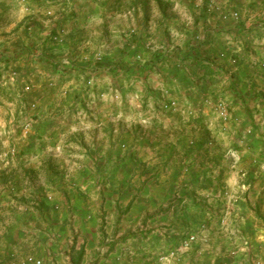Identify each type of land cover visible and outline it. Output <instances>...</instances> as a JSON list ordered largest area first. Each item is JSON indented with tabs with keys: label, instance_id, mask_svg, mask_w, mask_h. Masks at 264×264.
I'll use <instances>...</instances> for the list:
<instances>
[{
	"label": "crops",
	"instance_id": "obj_1",
	"mask_svg": "<svg viewBox=\"0 0 264 264\" xmlns=\"http://www.w3.org/2000/svg\"><path fill=\"white\" fill-rule=\"evenodd\" d=\"M40 1L0 92L71 141L41 224L0 189V264H264V0Z\"/></svg>",
	"mask_w": 264,
	"mask_h": 264
},
{
	"label": "rangeland",
	"instance_id": "obj_2",
	"mask_svg": "<svg viewBox=\"0 0 264 264\" xmlns=\"http://www.w3.org/2000/svg\"><path fill=\"white\" fill-rule=\"evenodd\" d=\"M39 1L40 0H0V38L5 39L9 34H14V38L18 40H22L23 38L28 39L32 37L37 30L43 27V32H49L50 29L53 28L51 25L52 22L47 24L45 19H42L43 23L35 20L37 17L45 16L43 15L45 14L43 10L40 11L43 13L42 15H33L39 8L35 7ZM40 2L43 3L42 1ZM43 7L46 9L47 6ZM10 28H12L13 31H10ZM30 28L34 31H31V35L28 37V35L24 34V31H28ZM23 49L24 52H28V54L32 56H35L36 53L40 51V49L35 46L30 47L29 45L23 47ZM107 66L108 65L99 66V70L106 71L108 69ZM17 95L5 91L0 92V99H2L0 100V129L2 130L4 128L6 130L5 135H0V163L1 161H8L9 165L14 164V166L10 168L7 167L9 168L6 177L7 180L0 178V189H4L6 193L10 192L9 197H11L8 203H11L15 208L29 206L32 213L36 214L35 216L32 215V220H34L36 224H41L38 214L41 208L40 204H43V201H40V199L46 198L45 196L50 194L47 189L51 187L54 189V186H48L46 184L45 180L48 181L49 179L46 173L42 172L41 167L43 166H39V164L42 159L57 160L61 158L64 153L62 151H57L55 145L60 142L65 143V141L69 142L71 140L70 137L69 139L66 137L65 139H60L59 136L54 135L51 124L55 122L58 127L62 124L61 121L51 120V116L44 119L41 134L33 133L30 123L28 122L31 116L28 115V110L26 106H24L21 97L19 98ZM19 95H22V93L20 92ZM113 99L116 101L118 98L115 96ZM114 103H112L111 107L116 111L118 108ZM19 112L21 114H19ZM55 113L57 114V112H54V114ZM33 116L36 115L33 114ZM26 127L27 129L25 130ZM26 134L29 135L27 136ZM24 163L27 165L29 163L32 164L29 170L30 177L27 176V169L22 167ZM56 168L58 167H54V170H51V167H49V172L56 174ZM5 185H7V189L4 188Z\"/></svg>",
	"mask_w": 264,
	"mask_h": 264
},
{
	"label": "built area",
	"instance_id": "obj_3",
	"mask_svg": "<svg viewBox=\"0 0 264 264\" xmlns=\"http://www.w3.org/2000/svg\"><path fill=\"white\" fill-rule=\"evenodd\" d=\"M238 15L236 14V13H234V14H231V17L232 18H236ZM216 110L217 111H219V113H220V116L222 117V119L224 120V121H226V111L223 109V107L222 106H218L217 108H216ZM27 129V127L25 128V130ZM193 240V238H190V240L189 241H192ZM186 246V245H185ZM28 262L29 263H34V264H41V262L40 261H34V260H32V259H28Z\"/></svg>",
	"mask_w": 264,
	"mask_h": 264
}]
</instances>
